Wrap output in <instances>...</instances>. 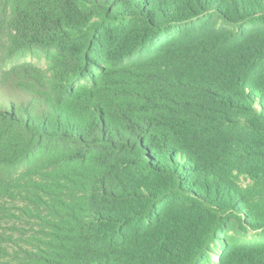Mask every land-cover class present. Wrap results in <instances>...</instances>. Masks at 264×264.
I'll list each match as a JSON object with an SVG mask.
<instances>
[{"label":"trees","instance_id":"16d2710c","mask_svg":"<svg viewBox=\"0 0 264 264\" xmlns=\"http://www.w3.org/2000/svg\"><path fill=\"white\" fill-rule=\"evenodd\" d=\"M0 264H264V0H0Z\"/></svg>","mask_w":264,"mask_h":264},{"label":"rangeland","instance_id":"374dc122","mask_svg":"<svg viewBox=\"0 0 264 264\" xmlns=\"http://www.w3.org/2000/svg\"><path fill=\"white\" fill-rule=\"evenodd\" d=\"M0 202H1V198H0Z\"/></svg>","mask_w":264,"mask_h":264}]
</instances>
